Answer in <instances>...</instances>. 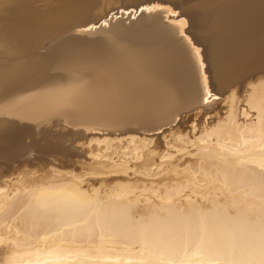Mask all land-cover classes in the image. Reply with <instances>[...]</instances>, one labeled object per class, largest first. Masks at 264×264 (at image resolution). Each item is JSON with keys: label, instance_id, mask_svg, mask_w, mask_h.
<instances>
[{"label": "bare ground", "instance_id": "1", "mask_svg": "<svg viewBox=\"0 0 264 264\" xmlns=\"http://www.w3.org/2000/svg\"><path fill=\"white\" fill-rule=\"evenodd\" d=\"M106 1L8 0L0 10V118L36 132L59 125L54 129L87 140L95 176L145 186L169 177L184 185L100 193L81 177L26 180L18 173L0 186V264H261L264 80L247 83L243 107L231 96L223 123L204 124L183 148L182 157L195 158L188 171L167 156L157 160L146 130L193 108L196 78L180 53L170 59L176 40L145 26L151 20L110 17L120 0L108 10ZM176 8L204 49L216 89L235 73L236 83L264 75V0ZM102 20L106 27H91ZM89 42L95 48L84 46ZM13 146L0 145V158L22 149Z\"/></svg>", "mask_w": 264, "mask_h": 264}, {"label": "rangeland", "instance_id": "2", "mask_svg": "<svg viewBox=\"0 0 264 264\" xmlns=\"http://www.w3.org/2000/svg\"><path fill=\"white\" fill-rule=\"evenodd\" d=\"M41 1L43 2L44 0H41ZM111 1H114V0H107L106 3H105L104 7L107 10L109 9L110 6L116 7V5L112 4ZM42 2H39V3H42ZM34 5H36V3ZM188 32H190V31H188ZM235 75H236V73H235ZM235 75L231 76L230 80L228 81L230 83L227 82V84H226V86L224 88H220V90H219V88L216 89L218 93H224L223 97L226 96V98L228 100L226 98H223L221 100V102H220L219 107H217L216 103H214V105L212 107L216 109V112H212V111L205 112L204 111L205 114L204 113L201 114V116L202 115L203 116L204 115L209 116L211 118V121H214V123L207 122L208 126H216V125H220L221 123H223L222 121H224L226 119V116L228 115L227 108H228L229 98L231 96L234 97L233 98L234 99V104L237 106V108L244 106V101L246 100L245 98H247V96H248L247 94L250 91V87L248 86V88H247V85H248L247 83L248 82L249 83H254V82H257L258 80H264V75H259L257 72H255L254 76H257V77H255L253 79H250V80L249 79H242V81L240 83H236V82H234L235 81L234 78L237 75L236 76ZM237 79H241V77L238 76ZM242 82L245 83V84H243ZM234 83H236V84H234ZM231 87H233V88H231ZM216 113H222V115L218 116ZM187 119H188V117L185 118V120H187ZM181 123H183V121ZM207 123H197L196 127L191 132H189L187 130V128L183 129L182 133H181L180 130H175V129H173L171 131H168L166 133V135L161 137V140H163V144H164L163 147L159 146L160 145V141L159 140L155 141L156 146H155V151L153 152V155H156L155 158H157V160L161 159V156L162 157L163 156H165V157L167 156L171 160L173 159L172 161H174V165L179 167V170L185 164L184 167H183V171H185L186 169L188 171L189 170L188 166L190 168V167H193L195 165V162H194L195 158L188 157V156L182 157L183 153L185 154V152H187V150L183 151V148H186V147L189 148L190 142H192L193 140L197 139V137L203 132V129H204L205 125H207ZM77 139H78L77 140L78 142H76L77 143L76 147H78L82 151L81 155L80 154L79 155L76 154V155H73V156L71 155V156H67V157L66 156L62 157L64 159L66 158L68 160H64V159L60 158L61 156H59V157L57 156V157H54L51 162L50 161H40V162L38 161L39 162L38 163L37 161H33V162H35L34 164H33V162L30 163V164H33V165H30V164H25L24 165L23 164V165H21L20 167H18L17 169H15L11 173L0 172V186H2V185L4 186V183H7V179H9V178H13L14 179V177H17L18 173L21 174L18 177H22L23 176V178L26 179V180H29V179H45V180H47V179H50L52 176H57V177H61L62 176V178H65L63 176H66V175H67L66 178H69V177H72V176L73 177H81L80 180L83 182V185L89 186V188L91 190L92 189H95L96 191L99 190L100 193L114 191V190H117L120 187H124V186H133V187L136 186V187H139V188L141 186H143V187L145 186V184L143 185L139 180L137 182L136 181L135 182H128V181L123 180L121 178L122 176L119 177V175H116V174L108 176V177L107 176H103V177L102 176H95L93 174V170H92L93 167L91 166L92 158H90V157L88 158L87 157V155L89 153V149L83 147L84 143L87 144V140L85 141L83 139H79V138H77ZM156 149H157V151H156ZM173 154H175V155H173ZM179 155H181V156H179ZM158 156H160L159 159H158ZM179 160H181L180 161L181 164L178 163ZM49 167H51V168H49ZM180 171H182V169ZM53 173H55L56 175L53 174ZM142 179H145V178L142 177ZM177 183H179L180 186L184 185L183 181L175 182L172 179H170L169 177H167V178L165 177V178H162L161 180L155 181V183H153L155 185V187H154L153 184L152 185L146 184L147 186H145L144 188L141 187L140 189H142V190H154V189L170 190L172 187L177 185ZM125 184H127V185H125ZM97 187H98V189H97Z\"/></svg>", "mask_w": 264, "mask_h": 264}, {"label": "snow or ice", "instance_id": "3", "mask_svg": "<svg viewBox=\"0 0 264 264\" xmlns=\"http://www.w3.org/2000/svg\"><path fill=\"white\" fill-rule=\"evenodd\" d=\"M8 6V0H0V10H3ZM117 13L122 17L126 16L130 19H148L161 25L166 30L168 36L179 43L181 56L191 68L197 82L196 103L193 108L186 109L183 115L173 114L172 120L167 122V127L164 125H156L153 129L146 130V134L159 140V146L163 147L164 144L161 137L166 135L168 128L180 130L182 133L185 128L191 132L196 127L197 123H214V121H211V118L207 115H196L195 109L203 108L205 112H216V109L211 107L212 101H215L216 106L219 107L220 102L223 99V93H218L214 86L212 74L208 70L204 49L199 46L194 38L187 32L189 21L186 14L177 10L176 6L171 3V0H139L138 3L129 2V0H120L116 10L111 12L109 16L114 18ZM107 23V20H102L98 22V24L91 25V27L95 28L100 25L106 27ZM115 103L125 104L128 103V101L119 99L115 101ZM216 114L218 116L222 115V113ZM185 115L188 117L187 120L184 119ZM182 121L183 123H181ZM65 126L67 129L75 132L88 131L83 128H74L73 125L68 122H65ZM88 134L90 135L91 133L88 132ZM73 147L76 148L77 151L80 150L74 145V143ZM83 147L88 148L89 145L84 144ZM261 264H264V260L261 261Z\"/></svg>", "mask_w": 264, "mask_h": 264}, {"label": "water", "instance_id": "4", "mask_svg": "<svg viewBox=\"0 0 264 264\" xmlns=\"http://www.w3.org/2000/svg\"><path fill=\"white\" fill-rule=\"evenodd\" d=\"M195 1L197 0H171V3L176 7H186ZM136 2L138 3L139 1ZM136 19L139 18L132 20ZM145 26L158 29L164 34H167L166 30L161 25L153 21L148 22ZM134 36H140V32ZM151 37L155 41H158V39L153 36ZM170 45L176 48L173 55H170V59L174 57V61L176 62L175 53L178 52L181 54L180 45L173 40H171ZM84 46L91 49L95 48L94 43L90 42ZM58 126L52 127L51 130L40 129L36 132L32 127L24 123L21 124L16 120L0 118V145L14 148L13 145L19 143L21 145L20 147H22L21 150H14L10 157L4 159L0 158V172L11 173L15 168L23 164H30L33 161H52L55 156L67 157L79 154L75 152L76 148L73 147V143H75L77 138L71 133H63L59 130H55L54 128Z\"/></svg>", "mask_w": 264, "mask_h": 264}]
</instances>
